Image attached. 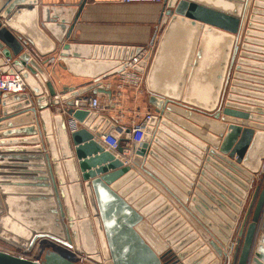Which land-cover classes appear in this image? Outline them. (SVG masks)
<instances>
[{
	"label": "water",
	"instance_id": "water-1",
	"mask_svg": "<svg viewBox=\"0 0 264 264\" xmlns=\"http://www.w3.org/2000/svg\"><path fill=\"white\" fill-rule=\"evenodd\" d=\"M86 2L71 16L63 8L52 9V15L44 10L42 27L69 41ZM37 11L38 0H0L8 26L0 22V70L21 73L32 93L0 97V190L9 194L3 198L6 217L0 202V227L19 240L5 238L25 248L39 240L76 246L78 252L83 247L97 258L94 221L110 264H181L158 257L137 229L144 217L128 193L148 176L212 236L218 257L213 264H264V184L258 192L255 178L264 172V0L163 1L161 20L167 25L146 75L154 114L131 165L95 141L121 128L72 106L88 92L111 95L103 80L123 71L136 48L93 46L107 70L88 88L62 89L71 93L61 101L42 67L54 47L43 49L40 37L22 27ZM29 44L42 64L24 51ZM71 46L65 42L62 60ZM14 56L12 66H5ZM27 121L28 129L11 130ZM22 134L29 138L6 139ZM118 152L123 155L124 148ZM130 182L135 183L124 193L118 190ZM0 264L76 263L47 249L41 261L0 250Z\"/></svg>",
	"mask_w": 264,
	"mask_h": 264
},
{
	"label": "crops",
	"instance_id": "crops-1",
	"mask_svg": "<svg viewBox=\"0 0 264 264\" xmlns=\"http://www.w3.org/2000/svg\"><path fill=\"white\" fill-rule=\"evenodd\" d=\"M81 1L82 0H38V11L34 14L27 15L26 19L24 20V25L22 26L25 29L26 33L32 35L34 38H36L37 36L40 37V44L43 49L51 50V48L54 47V51L49 54V56L42 59L49 61L50 58L54 57L57 59V62L54 65L47 62L42 67L53 82L54 88L56 89V96L59 95V99L61 101L65 95L71 93L70 91H68L67 94H63L62 89L71 88L74 90L72 93H75L80 89L88 88L93 85L95 79L99 75H101L107 70L108 66L103 64L102 62H99L98 59H96V56L99 54V52L97 54V52L93 50V46L122 45L147 47L149 45H152L153 41L155 40L156 47L167 25H163V20H161L163 4H125L121 2V0H87L69 41H64L62 43L58 40L59 37H54L45 27H42V24H44V10H50V13L52 15V9L56 8L57 10V8H63L65 10H70L69 16H71L72 13H75L74 11L77 9ZM0 19L6 20L3 17H0ZM37 23L43 29L46 37L40 35V32L36 27ZM3 27L8 28V26ZM11 32L13 34H16V32L12 30ZM23 41H21V43H23ZM65 42L71 43L72 46L70 50L67 51L68 56L66 58L63 57L64 59L62 60L61 52L64 49ZM23 47L24 51H26L28 54H30V56L35 58L38 63L42 64V62L38 59L40 55L38 54L36 48L33 45H23ZM0 51L2 52V54L0 55L2 57L3 50L0 49ZM12 59L14 61L18 59V57L14 56ZM103 83L105 85V89L106 87H108L109 84L112 85V88L110 90L106 89V91H112L111 95H108L106 93L90 94L89 92L85 95L98 96L103 103L109 100L111 96L118 95L119 81L117 75H110L106 77L103 80ZM25 93H27L28 95L32 94L29 88H27ZM149 95L150 93L148 91L146 82L143 91L139 97H135L134 92L130 89H124L121 96H117L119 98L114 101V106L115 103L118 104V102H121L123 104V113L115 111L109 113L107 117L105 116V118L111 120L112 123H116L118 126H123L129 129L131 127L132 121L135 118L142 117L148 112L154 113L153 108L148 103ZM60 106L65 109L66 103L61 102ZM20 118H24V116ZM31 126L32 125H30L28 121L15 123L11 130H23L28 129ZM17 138L24 139L29 138V136L27 134H22L16 136H7L6 139ZM98 139L100 138H98V136L96 135L95 141L97 143H99ZM125 140H127V138H124V142ZM148 185L151 188L153 186V192H156V194H159L160 196L165 194L166 197H169L171 195V193H169L164 187L159 185L152 178L146 176L145 184L140 186V188H138V190L135 192L138 196V200L140 199V197H142L141 199L143 201L146 195H152V192L149 190ZM167 203L169 205L162 201L155 200L154 198L150 201L145 200L142 203V206L144 207L143 210L142 208L138 207L139 205L136 206L132 203L131 204L144 217L141 224H139L140 226L144 224L149 226H169L173 233H175L177 229H180L179 233H177L179 234L178 239L172 237V241H174L175 243L181 240L180 243L182 244L180 245V247L184 246L185 250L183 252H180V254H178L177 251H174L173 254H176L174 255L175 258L176 256H185L186 258L190 255H193L194 251H200V246H197L196 242L197 238H200L202 240L201 242L203 246L201 248L202 251L206 250V257L209 256L211 257V259L214 258L212 255L215 252L213 253L210 251V242L212 241V236L206 231L204 227H201L202 230L197 228L196 230L200 234H195L196 232L192 226L193 224L199 225L200 223L179 202L175 201V203L173 204L168 201ZM177 208L179 210H182L183 208L185 209V211L182 213L186 216L185 219H188L187 221H183L181 219L174 220L176 215L175 213L173 214L171 210L177 211ZM146 210L150 211L149 214L146 213ZM171 215L174 216L172 217ZM164 216H166L167 218ZM138 231L144 238V235L141 233V231L139 229ZM153 249L158 254V257H162V254L160 253L159 249L155 250L154 247ZM215 256L217 257L216 253ZM190 257L191 260L192 256ZM208 261L210 262L211 260ZM208 261L206 263L210 264Z\"/></svg>",
	"mask_w": 264,
	"mask_h": 264
},
{
	"label": "built area",
	"instance_id": "built-area-1",
	"mask_svg": "<svg viewBox=\"0 0 264 264\" xmlns=\"http://www.w3.org/2000/svg\"><path fill=\"white\" fill-rule=\"evenodd\" d=\"M163 1L164 0H121V2L125 4H133V3L163 4ZM0 22L2 23L3 26H6V20L0 19ZM131 47L136 48L135 54L131 59L124 61V63L122 64L124 66L123 71L116 74L119 81L118 95H117L119 97L123 93L124 89H130L131 91H133L135 97L140 96L146 82V75L150 66L151 58L155 51L154 45H149L147 47H142V46L140 47L131 46ZM1 54L2 52L0 53V55ZM149 54H151L150 59L147 61L145 66H141V63L145 60V58ZM48 62L54 65L57 62V59L52 57L49 59ZM12 63H13L12 58L5 59V66H12ZM136 68H140L142 69V71H139ZM27 88L28 87L23 77L21 76V73L16 72L15 74H8V73H3L0 70V97L4 93H12V94L25 93ZM111 88H112L111 84H109L108 87H106L107 90H110ZM117 96H111V98L107 100L105 103H103L98 96H94V95L79 96L74 100V105L72 106V108L95 112L99 115H103L106 117L108 116L109 113L115 111L123 113L124 107L121 102H118V104L115 103L114 106V101L119 98ZM59 98L60 96L57 95L56 99ZM153 114L154 113L148 112L142 117L135 118L132 121L131 127L129 128L131 129L130 135L126 133L128 128L119 126L121 128L120 132L113 130L109 133H104L103 135H101L100 139H98L99 144L106 151L112 152L113 154L116 155V157L120 158L125 165H131L130 158L133 157L134 153L143 144V139L146 134V129ZM76 125L78 128L80 127L78 123ZM124 138H127L125 142H124ZM120 147L124 148L123 155H120V153L118 152V149ZM255 177H257V183H259L260 177H258L257 175H255ZM263 219H264V212L262 214L261 221ZM172 255L173 252L171 251L165 255H162L163 260L168 261L175 259V257Z\"/></svg>",
	"mask_w": 264,
	"mask_h": 264
},
{
	"label": "rangeland",
	"instance_id": "rangeland-1",
	"mask_svg": "<svg viewBox=\"0 0 264 264\" xmlns=\"http://www.w3.org/2000/svg\"><path fill=\"white\" fill-rule=\"evenodd\" d=\"M258 177H260L259 183H258V187H259L258 192H260L262 190L263 184H264V172H261ZM135 180L136 179H134V181ZM132 183L134 184L135 182H132ZM132 183L130 182L129 184H126V186H124V184H122L118 190L121 191L122 193H124V191H126V189H128L129 186L132 185ZM148 187H149V190L152 192V195H149V196L146 195V197L144 198L143 201L141 199L142 197H140V199L138 200L137 199L138 196L135 192L138 190V188H140V186H139L133 192L128 193V198H129L130 202L136 206L139 205L138 207L142 208V210H143L144 207L142 206V203L145 200L150 201L154 198L155 200L162 201V202L166 203L167 205H169L167 203L168 201H170L173 204L175 203V201H177L175 199V197L172 195H170L171 198H170V196L166 197V195L164 193H163L164 195L160 196L159 194H156V192H153L154 191L153 186L151 188L148 185ZM4 197H9V194H7V193L5 194V191L0 190V202L3 204V211H4L3 215L1 217H6L8 214L7 207L3 201ZM255 204H256V202H255ZM183 209L179 210L177 208V211L171 210V212H173V214L175 213V215H176L174 220H179V219H181L183 221L188 220V219L187 220L185 219L186 216L182 213L185 211V209L184 210ZM164 210H166V209H164ZM149 212L150 211L146 210L147 214H149ZM171 216L173 217L174 215H171ZM164 217H166V216H164ZM263 222H264V219L262 221H260V223H263ZM93 224H94V231H95V238H96V247H97V252H98L97 255L99 256L97 258L94 257L93 255H89L85 251V248H83V247L80 249V252H78L76 246H73V248H66V247H63V246L55 243V242H51L48 240H39L35 243V245L32 248L21 247V246H19V244H17V242L15 243V242L9 241L5 238V237L16 238L17 236H15V234L11 231H5L4 227H2V228L0 227V230L4 231V235L3 236L0 235V250L3 252H6V253L12 254L14 256H17V257L22 256L25 259L35 261V260H38L40 258L42 259L44 256V253H46V250L51 249V250H55L58 253L66 256L67 258H69L70 260L75 262L76 264H110L109 260L106 258L107 253L105 252L106 249H105L104 243H103V241H101L103 237L102 238L100 237L99 232L97 231V229L95 227L94 221H93ZM196 225L193 224V226H192L196 232L195 234L199 233L196 230L197 228L202 230L201 227H203L201 224H199L197 226ZM142 226L143 225L140 226V231L142 230L141 229ZM143 229L144 230H142L141 233L144 235V238L146 239V241L151 246H153L155 248V250H158L160 248L162 250V251H160V253L162 255H165V254L169 253L170 251L171 252L177 251L178 254H180V252H183L185 250L184 246L180 247V245L182 244V243H180L181 240H179V242H175V243H174V241H172L173 240L172 237H175L176 239H178L179 234H177V233H179L180 229H177V231L175 233H173V231H171L169 226L145 225L143 227ZM1 231H0V234L3 233ZM143 231H145V232L143 233ZM17 240H19V238ZM201 241L202 240L200 238H197L196 242H197V246H200L199 247L200 251H197V252L194 251L193 255H190V256H192L191 260H190V258H191L190 256L186 257V258H185V256H182V257L176 256V259L180 260L179 263L184 262V264H199V263L203 264V261H204V264H207L206 262L208 260H211L210 262L209 261L208 262L210 264H213L215 262L216 258L218 259V257L215 256V253H214L215 251H213V248H211L212 246H210V251L214 253L212 255L214 258L211 259V257H209V256L206 257L207 253H206V250L202 251L201 247L203 245H202ZM198 243H199V245H198ZM199 249H197V250H199ZM174 255H176V254H173L172 256H174Z\"/></svg>",
	"mask_w": 264,
	"mask_h": 264
},
{
	"label": "bare ground",
	"instance_id": "bare-ground-1",
	"mask_svg": "<svg viewBox=\"0 0 264 264\" xmlns=\"http://www.w3.org/2000/svg\"><path fill=\"white\" fill-rule=\"evenodd\" d=\"M260 140H261V139H260ZM262 142H263V140H262ZM260 143H261V141H260ZM144 226H145V224L141 227L142 230H144V229H143ZM138 229L140 230V225L138 226ZM142 230H141V231H142ZM144 232H145V231H143V233H144ZM162 248H163V247H162ZM163 249H164V248H163ZM159 251H162V250L159 248ZM173 260H174V259H173ZM179 262H180V260H179ZM181 264H184V262L181 263Z\"/></svg>",
	"mask_w": 264,
	"mask_h": 264
},
{
	"label": "flooded vegetation",
	"instance_id": "flooded-vegetation-1",
	"mask_svg": "<svg viewBox=\"0 0 264 264\" xmlns=\"http://www.w3.org/2000/svg\"><path fill=\"white\" fill-rule=\"evenodd\" d=\"M44 256H45V253H44ZM44 256H43V258H44ZM43 258H42V259H43ZM42 259L40 258V259H38V260H35V261H41Z\"/></svg>",
	"mask_w": 264,
	"mask_h": 264
}]
</instances>
